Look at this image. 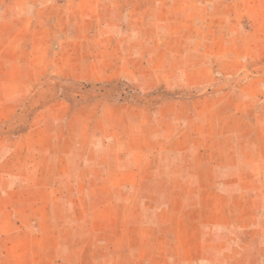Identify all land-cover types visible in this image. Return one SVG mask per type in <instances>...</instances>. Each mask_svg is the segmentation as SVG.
<instances>
[{
	"label": "rangeland",
	"instance_id": "obj_1",
	"mask_svg": "<svg viewBox=\"0 0 264 264\" xmlns=\"http://www.w3.org/2000/svg\"><path fill=\"white\" fill-rule=\"evenodd\" d=\"M0 264H264V0H0Z\"/></svg>",
	"mask_w": 264,
	"mask_h": 264
}]
</instances>
